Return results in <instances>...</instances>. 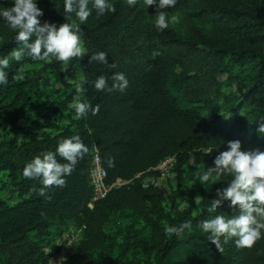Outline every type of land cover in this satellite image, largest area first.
I'll list each match as a JSON object with an SVG mask.
<instances>
[{
	"label": "trees",
	"instance_id": "obj_1",
	"mask_svg": "<svg viewBox=\"0 0 264 264\" xmlns=\"http://www.w3.org/2000/svg\"><path fill=\"white\" fill-rule=\"evenodd\" d=\"M197 0H177L175 8L168 13H176L186 9ZM231 7L227 13L241 33L247 47L245 52L237 53L224 50L211 43H203L206 49L215 54H226L231 58L254 62L248 84L244 94L250 96L256 103L257 113L254 119L244 125L231 127L222 123V118L216 113L207 120L198 112L182 109L173 94L181 83L188 81L185 73L177 74L179 60L160 55L144 62L139 68L115 61L110 55V45L106 34L116 28L125 15L126 5L122 2L113 3L116 7L114 14L97 17L95 11L82 25V39L87 54L73 59L66 65L67 77L74 80L79 78L83 82L84 91L81 99L93 107L99 106L96 115L89 113L86 117L76 119L72 117L70 123L73 129H57L53 133L42 132L36 137L35 157L47 151H54L56 145L63 138L78 135L82 142L89 147L95 144L99 150L101 164L108 176V182L117 178L131 179L149 168L156 166L167 157H176L173 175L180 180L183 169L191 161L195 166L205 170L212 166L215 155L225 151L226 142L239 140L242 150L264 151V134L257 132L258 120H264V9H248L247 0H212ZM13 0H6L5 7H10ZM150 16L156 14L155 7L146 9ZM210 12H214L211 10ZM50 9L44 11V15ZM58 25L57 23H55ZM151 39L159 47L194 46L191 42L183 41L171 29L157 32L153 26ZM15 47V33L0 46V56L8 55ZM99 51L108 54L109 64L115 68L90 62V56ZM59 69L62 63L51 64ZM114 72H123L129 81L124 92H97L92 82L99 75L109 78ZM15 68L9 70V83L0 86V102L9 108H15L31 100L29 92L34 82L14 79ZM78 76V77H77ZM76 96V95H75ZM73 96L71 102L73 101ZM4 108V107H0ZM213 110V108L211 109ZM73 115L75 116V112ZM214 111V110H213ZM15 117L12 122L3 123L2 127L12 126L18 122ZM42 130L34 120H28L27 127L17 130ZM212 148L208 154L205 149ZM60 160L59 157H57ZM32 160V159H31ZM89 153L79 160L72 174L66 177V186L48 191L50 198L40 197L33 189H38L37 181L27 180L22 176L21 166H12V181L16 186L19 199L14 204L0 201V264H46L48 256L44 253L51 243V227L60 216L69 217L74 224L84 226L82 238L72 256L73 264H95V255L102 253V264H121L129 250H132L131 239L120 248L119 258L112 259L114 238L105 232L106 223L110 216L117 211L142 213L147 200L159 195V189H143L138 181H134L129 188L112 191L108 197L97 203L93 209L87 208L90 200V188L87 182ZM109 161L114 163L109 167ZM61 163L64 161L60 160ZM16 175H19L16 179ZM221 180L213 183V189H223ZM179 190V188H178ZM213 192V193H214ZM210 197L216 199V195ZM217 214L231 216L235 212L224 202ZM207 211L193 219L197 223L208 218ZM185 218L177 219L173 227H179ZM160 233L165 238V232ZM185 232V231H184ZM168 239L161 249L156 264H191L193 253L186 246L195 239L206 242V235L197 237H183ZM137 235V234H136ZM136 235H133L135 238ZM132 237V238H133ZM136 239V238H135ZM134 239V240H135ZM198 245V244H195ZM253 246L251 249H241L238 264H264V249ZM213 259L219 257L213 249ZM196 255V254H195ZM197 257V256H196ZM143 264H150L145 261Z\"/></svg>",
	"mask_w": 264,
	"mask_h": 264
},
{
	"label": "rangeland",
	"instance_id": "obj_2",
	"mask_svg": "<svg viewBox=\"0 0 264 264\" xmlns=\"http://www.w3.org/2000/svg\"><path fill=\"white\" fill-rule=\"evenodd\" d=\"M116 2L124 3L126 11L116 28L106 34L110 55L115 61L119 60L128 66L139 68L144 62L157 56L154 52L163 57L176 58L179 60L177 74L183 72L188 77V81L173 90L182 109L194 110L207 120L216 113L222 118V123L229 127L244 125L254 119L257 113L256 103L244 92L256 61L215 54L203 45L211 43L221 49L237 53L249 49L227 13L231 10L230 6L218 1L197 0L186 9L170 13L169 17L176 16L177 22H170L169 29L183 41L191 42L194 46L159 47L151 39L155 17L147 13L144 0H138L133 7H129L126 0H112V3ZM246 2L248 9H264V0ZM89 6L91 7V4ZM38 7L43 13L50 9V13L41 18L42 23L48 21L59 26L68 22L63 17L65 16L62 11L63 0H38ZM211 10L214 12H210ZM81 27L82 25L80 29ZM13 33L0 24V46ZM14 68L16 74L22 73L25 80L34 84L29 92L31 100L26 102L25 106L19 104L15 108H9L0 102V107H4L0 109V201L7 204H14L19 199L10 168L24 167L35 157L37 135L42 132L53 133L57 129H73L70 123L75 116L71 98L77 96L75 85L80 81L79 78L72 80L64 74L66 65L56 69L51 64L25 60L20 64L13 62L10 69ZM15 117L19 118L17 123L14 122L11 127H2L3 123L12 122ZM28 120L36 121L42 130L36 132L17 130L27 127ZM203 170L190 161L183 169L180 180L173 174L165 179L158 188L159 195L145 202L142 213L117 211L110 216L104 230L114 238L113 261L119 258L120 248L131 239L133 249L127 252L121 264H143L145 261L156 264L161 249L170 239L166 235L165 238L160 236L162 231L165 232V226L173 227L180 218L192 221L210 206V200L215 199L210 195H214L213 183L217 181L199 184L198 177ZM16 176L18 179L19 175ZM230 179V177L220 179L223 188L228 186ZM196 225L197 223H192V229H186L183 237L194 238L200 233L204 234ZM81 228L82 226L74 224L69 217H58L50 229L49 246L55 247L52 252H55L57 243L64 234L71 229ZM133 235H136V239ZM201 243L195 239L184 243L193 253L191 264L239 263L241 249H237L232 242L224 245L223 251L217 250L210 242L206 241L203 246ZM255 246L264 249V239L257 241ZM213 249L217 251L218 261L213 259ZM71 259L72 257L67 264H73ZM94 259L95 264H102L104 257L99 252Z\"/></svg>",
	"mask_w": 264,
	"mask_h": 264
},
{
	"label": "clouds",
	"instance_id": "obj_3",
	"mask_svg": "<svg viewBox=\"0 0 264 264\" xmlns=\"http://www.w3.org/2000/svg\"><path fill=\"white\" fill-rule=\"evenodd\" d=\"M6 0H0V24L15 33V47L8 55L0 56V86L9 83V69L13 62L20 64L25 60L43 62L44 64L62 63L67 65L73 59L87 54L80 26L95 11L96 16L114 14L116 7L112 0H63L62 11L65 22L59 26L48 21L41 22L44 13L38 7V0H13L10 7H5ZM133 7L138 0H126ZM91 4V7L89 6ZM146 9L155 7L153 26L157 32L168 29L170 22H177L176 16L169 17L168 10L175 8L177 0H144ZM154 55H159L154 52ZM108 54L104 51L95 52L90 62L115 68L109 64ZM14 79L22 80L24 75L17 74ZM71 83V81H69ZM97 92H124L128 86L123 72H114L109 78L99 75L93 82ZM75 91L82 94L83 82L75 85ZM75 118L81 119L89 113L96 115L99 106L93 107L81 99L80 95L73 98L71 105ZM258 134H264V120H258ZM225 151L215 155L212 166L206 167L199 177V184L215 182L221 178H231L226 188L216 190V199L210 200L206 211L210 215L197 222L196 227L206 235L219 251L232 242L237 249H251L257 241L264 239V151L242 150L239 140L226 142ZM89 151L78 135L63 138L54 151H47L34 157L22 169V176L40 184L36 191L40 197L50 198L47 193L54 188L66 186V177L75 170L79 160ZM208 154L213 152L207 148ZM64 161L63 163L60 160ZM114 163L109 161V167ZM147 187V185H145ZM224 202L233 209L234 215L217 214ZM192 229V222L186 221L179 227L165 226V235L179 238L185 230Z\"/></svg>",
	"mask_w": 264,
	"mask_h": 264
},
{
	"label": "built area",
	"instance_id": "obj_4",
	"mask_svg": "<svg viewBox=\"0 0 264 264\" xmlns=\"http://www.w3.org/2000/svg\"><path fill=\"white\" fill-rule=\"evenodd\" d=\"M89 155L87 182L91 195L87 203L88 209H93L97 203L104 201L112 191L129 188L134 181H138L143 189H158L165 179L174 173L176 166V157H167L156 166L135 175L131 179L117 178L112 182H108L107 173L102 167L99 150L95 144L89 146ZM84 228L82 226L81 229H71L64 234L59 242H56L55 252H52L55 248L53 246L44 249V253L48 256L46 264H67L77 250Z\"/></svg>",
	"mask_w": 264,
	"mask_h": 264
}]
</instances>
